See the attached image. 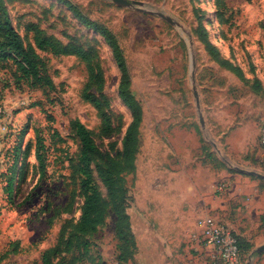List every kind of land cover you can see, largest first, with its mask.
I'll return each mask as SVG.
<instances>
[{
  "label": "rangeland",
  "instance_id": "374dc122",
  "mask_svg": "<svg viewBox=\"0 0 264 264\" xmlns=\"http://www.w3.org/2000/svg\"><path fill=\"white\" fill-rule=\"evenodd\" d=\"M129 1L135 3L124 7L109 0L0 1L25 44L32 40L27 25L35 24L46 36L63 43L74 39L89 50L92 65H98L102 75V88L92 83L89 90L107 98L105 111L113 127L102 135L100 113L82 97L88 70L80 58L43 53L53 88L16 84L11 61L0 62V105L9 118L0 133V264L39 263L62 225L68 219V226L73 225L80 214L78 180L71 176L79 141L70 129L71 119L91 131L102 154L121 159V140L133 120L119 95L123 73L110 44L80 16L113 35L123 55L128 89L140 110L136 148L128 172H122L131 241L130 259L121 264H174L173 255L193 246L190 232L201 214L199 200L213 192L208 170L217 184L228 180H220L219 165L233 171L229 174L235 173L234 166L264 174L259 138L264 122V0ZM37 130L46 155L43 175L35 152ZM93 178L107 198L95 168ZM230 186L215 193L223 197ZM69 195L74 201L66 210ZM244 202L241 207L247 210L250 201ZM236 216L220 219L234 234L246 231L252 244L258 243L262 236L256 224ZM86 240L85 254H62L54 264H120L110 210ZM241 245L243 264L249 257L252 264L255 246L249 249L243 241ZM188 251L198 252L194 247Z\"/></svg>",
  "mask_w": 264,
  "mask_h": 264
},
{
  "label": "trees",
  "instance_id": "16d2710c",
  "mask_svg": "<svg viewBox=\"0 0 264 264\" xmlns=\"http://www.w3.org/2000/svg\"><path fill=\"white\" fill-rule=\"evenodd\" d=\"M80 18L83 19L87 26L101 34L110 44L113 58L123 73L118 86L119 95L124 104L132 111L133 120L126 128L121 140V159H118L119 156L114 157L107 153L102 154L93 139L91 131L77 119L70 120V129L79 141L78 157L73 165L74 170L71 176L73 178L72 181L78 180V196L82 198L80 214L73 225L68 226L71 223L70 219L62 225L55 244L42 252L39 263L33 264H54V258L61 257L62 254H68L72 251H78L79 257H81L87 252L86 236L96 231L109 210L115 215V235L117 236L120 249L118 261L121 264L122 261L130 259V256H128V245L131 241V237L128 234L129 215L125 210L126 187L123 184L124 174L122 172H128V162L132 159L136 148V133L140 110L128 89L123 55L113 35L100 24L83 16H80ZM27 29L32 32V40L29 44L24 43L10 22L5 8L0 4V62L11 61L14 66L15 83L20 84L22 82L29 88H53V81L43 53L73 55L80 58L86 63L88 70V82L82 92V97L100 113V133L102 135L110 134L113 131V127L111 119L105 111L108 100L105 96L97 95L89 90L92 83H94L97 90L102 88L101 69L98 65H92V56L89 50L74 39L63 43L55 37L46 36L43 30L35 24H28ZM210 50L213 51L212 48ZM48 117L52 119L51 116ZM42 141L39 130H37L35 152L41 175L44 174L46 169V155L41 150ZM118 160H122V162ZM94 168L106 188L107 198L102 196L94 182ZM11 186L12 180L9 179L6 185L8 193L11 191ZM73 201V195H69L68 202L65 205L66 210L71 207ZM261 219L264 222V216ZM236 236L242 256L241 241L246 246L250 245V248L251 244L238 235Z\"/></svg>",
  "mask_w": 264,
  "mask_h": 264
},
{
  "label": "crops",
  "instance_id": "0c3cea01",
  "mask_svg": "<svg viewBox=\"0 0 264 264\" xmlns=\"http://www.w3.org/2000/svg\"><path fill=\"white\" fill-rule=\"evenodd\" d=\"M220 166V173L219 175H222L223 177H228L226 180L228 183V187L230 186V189L228 190V194L223 195V197L219 196L218 194H221L220 192H217L216 190V184L219 181L214 180L215 174L214 172H210V170L207 171V178L209 184H212V193L209 196V198H203V200H199V207L197 209H200V215H198L192 223V232L195 231V223L196 220L203 216L212 217L220 222L225 223L220 219V216H224L225 218L232 216L233 214H237L236 218H242L244 220V223H251L252 225L256 224V228L260 230V236H262V239L258 241L256 244H252V240L247 238L248 234L245 231L244 233L242 231L239 232V237L245 239L247 242L251 244V248L254 247V250L257 246L264 243V222L262 221V217L264 216V187L262 183H264L263 177H258L252 174H246V173H240L238 172L234 166L235 173H228L233 172L227 169V167L223 165ZM241 168V167H239ZM258 172V171H256ZM260 173V172H259ZM218 174V173H217ZM229 174V175H228ZM262 174V173H261ZM228 175V176H227ZM215 181V182H214ZM225 181V180H224ZM198 189H194V194H198ZM217 192L218 194H216ZM214 194V195H212ZM245 198L250 201L248 203L249 208L244 210L241 205H245ZM195 204V202H194ZM238 208L240 212L238 213ZM240 205V207H239ZM193 210H196V207H193ZM226 224V223H225ZM255 228V229H256ZM244 231V230H243ZM192 242H194L192 240ZM180 246V243H179ZM194 247L195 251H198L197 254L192 255L189 253V249ZM250 248V249H251ZM200 250V251H199ZM253 250V251H254ZM184 251V252H182ZM213 250L210 247L205 246H199L196 244V242L192 245H187L186 247L182 248L179 252H177L175 255H173L171 261H175L174 264H178L177 262H181L183 264H216L212 262L211 258ZM252 264H264V251L261 253H256V257L253 260Z\"/></svg>",
  "mask_w": 264,
  "mask_h": 264
},
{
  "label": "built area",
  "instance_id": "2783aa9c",
  "mask_svg": "<svg viewBox=\"0 0 264 264\" xmlns=\"http://www.w3.org/2000/svg\"><path fill=\"white\" fill-rule=\"evenodd\" d=\"M8 119L4 108L0 105V133L5 130ZM259 138L264 148V122L261 124ZM227 187V182H220L216 190L222 193ZM191 238L197 245L210 247L213 250V259L221 264H243L237 236L227 224L212 217H200L196 220L195 231L192 232Z\"/></svg>",
  "mask_w": 264,
  "mask_h": 264
},
{
  "label": "water",
  "instance_id": "95a60500",
  "mask_svg": "<svg viewBox=\"0 0 264 264\" xmlns=\"http://www.w3.org/2000/svg\"><path fill=\"white\" fill-rule=\"evenodd\" d=\"M109 1L115 3L119 6H124V7L131 6L132 3H135V2H133V1L131 2L129 0H109ZM235 169L240 173L252 174V175L264 178V174H261L259 172L254 171V170H249V169H244V168H239V167H235ZM254 251L256 253H261L262 251H264V243L257 246ZM250 261H251V257L248 258V261L245 264H251Z\"/></svg>",
  "mask_w": 264,
  "mask_h": 264
}]
</instances>
